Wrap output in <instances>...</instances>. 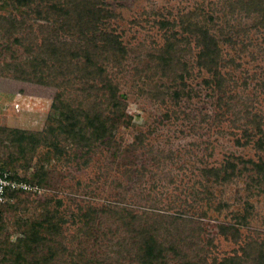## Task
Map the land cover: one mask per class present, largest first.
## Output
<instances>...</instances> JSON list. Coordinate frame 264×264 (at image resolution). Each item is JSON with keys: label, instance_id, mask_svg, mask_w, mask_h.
<instances>
[{"label": "rangeland", "instance_id": "obj_1", "mask_svg": "<svg viewBox=\"0 0 264 264\" xmlns=\"http://www.w3.org/2000/svg\"><path fill=\"white\" fill-rule=\"evenodd\" d=\"M105 2L112 16L96 35L115 33L125 47L96 62L123 100L117 120L106 96L87 89L100 82L68 58L46 56L50 46L61 52L60 44L77 43L76 35L25 16V0H0V164L39 187L15 195L0 215V264H145L149 236L163 250L154 264L241 256L264 238V186L245 164L264 154L251 123L261 115L264 132V0ZM185 14L218 42L212 69L197 57L201 42L183 30ZM7 18L31 26L10 29ZM166 20L173 25L160 24ZM172 31L178 61L169 73L157 55ZM33 56L54 66L35 65L43 83L22 72L31 73ZM58 94L106 117L109 140L82 148L59 130L46 132L56 125ZM14 130L45 140L21 156Z\"/></svg>", "mask_w": 264, "mask_h": 264}, {"label": "trees", "instance_id": "obj_2", "mask_svg": "<svg viewBox=\"0 0 264 264\" xmlns=\"http://www.w3.org/2000/svg\"><path fill=\"white\" fill-rule=\"evenodd\" d=\"M22 12L25 16H44V20L50 19L52 22L58 23L57 30L66 31L70 36L73 34L76 35L75 38L77 43H71L68 47H66L64 43L60 44L61 47L57 46V49L59 48V50H62L61 52H56V49L50 46L48 47L49 49L46 50V56L56 62L57 60H66V58H68V65L70 66L78 64L82 76L88 79L91 78V80H97L101 83V85L97 87L89 85L87 89H95L100 92L102 96H106V105L108 109L110 108V114L114 120L123 117L125 113L123 110V100L119 98L116 87L111 83L112 80L107 75L106 70L96 64L97 57L105 55L108 52L111 54L119 53L120 56L125 53V47L122 45V40L117 34L103 33L96 35L99 24L112 16V12L108 8L105 0H25V8ZM205 15L204 13L202 15L204 21L207 20L205 18L206 16L211 19L210 15ZM179 21L184 31H188V33L195 35V37L198 38V42H201L202 49L197 57L203 58L205 60L204 64L207 65L209 69L215 67L220 57L221 49L214 36L209 34V29L206 28V26L200 25V21L192 20L191 16L188 14L181 15ZM160 24L167 28L168 25H173V23H170L168 20L160 22ZM7 25L10 29L15 28L17 30H22L26 27L30 28L31 26L27 25L25 20L15 18H7ZM52 33L54 36L56 35V32L52 31ZM168 36L172 37L173 40L177 39L173 31L168 33L164 44L165 48L158 53L157 58L163 61L165 68L170 73L174 72L173 67L178 61V57L172 46L173 40H170ZM45 41L48 46V41L44 38L43 42ZM47 46L45 47L44 45V48L47 49ZM116 55L113 56L116 57ZM71 60L76 61L72 62ZM30 65L32 66L31 73L22 71L26 74L27 78L31 74L32 76L38 75V73L36 74L35 65H37V67L44 65L49 71H52L54 67H52V65H46L45 58L42 56H33ZM173 76L175 77L176 75L173 74ZM37 78L39 82L43 83L40 75H38ZM52 109L54 111V117L50 118L53 122H56V125L49 126L46 132L49 134H56V130H59L62 134L61 138L71 140V143H74L78 147L83 148L84 146H90L89 143L91 141L104 142L109 140V135L112 134V129L114 127L106 122V117L89 108L72 106L69 102L64 101L60 94L54 99ZM261 118V115L254 114L252 115L251 123L258 125L256 144L259 149L264 150V132L261 129ZM12 132L16 135L13 134L11 140L17 142L18 153L21 154V156H24L27 149L31 150L38 142L45 140V136L42 134H38L37 136L35 133L24 132L23 130H14ZM22 143L25 144L21 145ZM53 146L57 153H63L59 144L54 143ZM245 164L246 166L249 164L250 170L256 174L258 182L264 186V154L257 160L249 161ZM224 165L225 167H231V169L235 166L231 162H226ZM0 167L8 169L13 177H20L6 165L0 164ZM20 178L33 183L24 177ZM247 245L248 243L245 244V247ZM251 246L250 244L248 245V247ZM254 246L255 247L251 249H256V253H252L251 249L248 251L243 247L241 256L223 257L215 264H249L250 261H252L253 264H264V238ZM162 252L163 250L158 246L157 242L152 236H149L145 241V248L142 253L143 259L147 260L145 264H154L152 261L156 262L161 257Z\"/></svg>", "mask_w": 264, "mask_h": 264}, {"label": "built area", "instance_id": "obj_3", "mask_svg": "<svg viewBox=\"0 0 264 264\" xmlns=\"http://www.w3.org/2000/svg\"><path fill=\"white\" fill-rule=\"evenodd\" d=\"M38 190L39 187L36 183H31L20 177H13L8 169L0 167V215L15 195Z\"/></svg>", "mask_w": 264, "mask_h": 264}]
</instances>
